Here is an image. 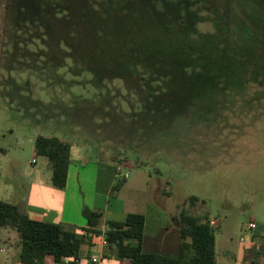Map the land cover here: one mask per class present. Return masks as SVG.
<instances>
[{"label": "trees", "instance_id": "16d2710c", "mask_svg": "<svg viewBox=\"0 0 264 264\" xmlns=\"http://www.w3.org/2000/svg\"><path fill=\"white\" fill-rule=\"evenodd\" d=\"M2 33V84L13 86L3 94L33 124L84 130L93 152L112 150L115 165L121 150L157 148L176 120L205 122L248 89L264 94V0H5ZM32 77L48 101L34 95ZM70 142L54 133L33 141L57 187L66 183ZM197 202L189 196L171 216L173 252L144 250L143 214L104 221L87 206L78 229L0 200V233L18 232L21 264H75L81 241L102 225L105 252L128 264H216L213 227Z\"/></svg>", "mask_w": 264, "mask_h": 264}, {"label": "rangeland", "instance_id": "374dc122", "mask_svg": "<svg viewBox=\"0 0 264 264\" xmlns=\"http://www.w3.org/2000/svg\"><path fill=\"white\" fill-rule=\"evenodd\" d=\"M4 13L5 0H0V50ZM17 76L24 78L25 74ZM6 79L0 52V200L22 209L21 200L33 172L43 176L50 171L47 159L34 154V138L38 133H54L71 141L70 165L82 153L89 162L99 165L100 188L112 177L113 190L120 180L110 194L115 198L113 204L122 201L124 209L111 210L110 217L121 220L130 212L143 214L144 250L175 251L178 234L171 216L189 196H196L198 211H206L214 222L216 264H264V94L260 89L251 88L242 96L228 99L218 114L211 110L205 122L176 120L170 128H164L166 134L160 137L157 148L142 144L121 150L115 165L112 150L104 155L93 152L92 140L88 141L84 130L73 127L62 131L60 125L47 123L41 127L23 117L3 94L13 88L11 83L2 84ZM31 80L34 95L48 101L47 90L41 89L44 84L33 77ZM55 92V98L63 96L59 88ZM249 222L255 227L248 229ZM11 232L0 233V264L14 263L19 244ZM157 237L156 243L146 241ZM92 238L93 245L87 239L81 241L75 264H84L89 255L100 258L102 239Z\"/></svg>", "mask_w": 264, "mask_h": 264}, {"label": "crops", "instance_id": "0c3cea01", "mask_svg": "<svg viewBox=\"0 0 264 264\" xmlns=\"http://www.w3.org/2000/svg\"><path fill=\"white\" fill-rule=\"evenodd\" d=\"M84 156L85 155L82 153L75 163L72 165L69 164L66 183L63 187H57L51 183L50 171L43 176L38 175L36 171L33 172L28 190L23 196L24 199L21 200V211L30 219L52 223L61 222L74 225L78 229L86 225V220L81 213L83 206H87L90 209L100 210L103 217H105L104 221L123 220L124 218L117 220L110 217V213H113L111 210L119 211L122 208L124 209L122 201L118 200V205L113 204L115 198L112 194H110L112 177L109 180L107 179L108 182L106 181L105 187L100 188L98 175L99 165L89 162ZM116 169L117 168H115V170ZM99 230V235L86 237L90 245L94 244L92 237L103 239L101 234L105 230L104 225L100 226ZM11 233H15V237L18 238V232L12 231ZM157 239L158 237L155 239H148L146 241L153 244ZM163 241L164 240H162L159 244H162ZM102 247L103 250L100 255V262L97 264H128L125 259H119L115 256L108 255L104 250V244ZM247 249H252V247H248ZM18 251L19 245H17L14 253L13 264H21L17 259ZM91 258L92 257L89 255L86 260H83L85 261L84 264H95L91 262ZM52 264L73 263L64 258L61 261Z\"/></svg>", "mask_w": 264, "mask_h": 264}, {"label": "built area", "instance_id": "2783aa9c", "mask_svg": "<svg viewBox=\"0 0 264 264\" xmlns=\"http://www.w3.org/2000/svg\"><path fill=\"white\" fill-rule=\"evenodd\" d=\"M209 223H210V225H214L213 223V220H209ZM255 227V224L253 223V222H249L248 224H247V228L248 229H252V228H254ZM105 242H104V239H102V244H104ZM91 262L92 263H99L100 262V258L99 259H97V258H95V257H92L91 258Z\"/></svg>", "mask_w": 264, "mask_h": 264}]
</instances>
